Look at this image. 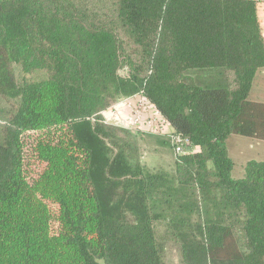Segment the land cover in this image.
<instances>
[{"label":"trees","instance_id":"1","mask_svg":"<svg viewBox=\"0 0 264 264\" xmlns=\"http://www.w3.org/2000/svg\"><path fill=\"white\" fill-rule=\"evenodd\" d=\"M262 6L0 0V264H164L157 221L184 264H264V160L229 152L264 141ZM138 94L194 148L168 169L104 117Z\"/></svg>","mask_w":264,"mask_h":264},{"label":"rangeland","instance_id":"2","mask_svg":"<svg viewBox=\"0 0 264 264\" xmlns=\"http://www.w3.org/2000/svg\"><path fill=\"white\" fill-rule=\"evenodd\" d=\"M129 130L132 133L136 131L133 129ZM235 137L239 138H237L238 140L235 139L233 144L231 143L229 145V152L231 156L237 161V164L243 163L250 158L264 160V141L238 135H235ZM133 139L135 143L134 152L137 157L140 156L139 160L143 164L149 167H160L163 169H168L172 166L174 154L170 149L171 142L168 136L156 135L152 139L146 134V136L139 135ZM55 208L56 207L54 206V209ZM56 227V222H53V231L56 230ZM155 231L157 240L160 241L163 246L162 257L164 264H184L181 259L178 242L167 234L166 227L162 221L155 222Z\"/></svg>","mask_w":264,"mask_h":264},{"label":"built area","instance_id":"3","mask_svg":"<svg viewBox=\"0 0 264 264\" xmlns=\"http://www.w3.org/2000/svg\"><path fill=\"white\" fill-rule=\"evenodd\" d=\"M119 105H123L125 109L123 114L117 107ZM147 106H150V112H147ZM107 112L109 116L116 117L114 121L117 125L136 131L168 136L174 156H181L194 149L188 138L172 133L169 123L158 114L141 94L121 99L107 109ZM105 118L108 122L107 116Z\"/></svg>","mask_w":264,"mask_h":264},{"label":"crops","instance_id":"4","mask_svg":"<svg viewBox=\"0 0 264 264\" xmlns=\"http://www.w3.org/2000/svg\"><path fill=\"white\" fill-rule=\"evenodd\" d=\"M263 8H261V9H259V17L261 18V21H262V23H263V25H264V10H262V9H264V6H262ZM118 108H119V111L123 114L124 113V111H125V109H124V107H123V105H119V106H117ZM107 113V114H106ZM107 116V118H108V120L110 121H108L109 123H112V124H116L115 123V118L116 117H111V116H109L108 115V112H104V117H106ZM106 119V118H105ZM111 120H113V121H111Z\"/></svg>","mask_w":264,"mask_h":264}]
</instances>
